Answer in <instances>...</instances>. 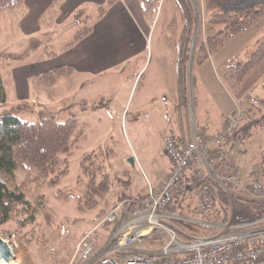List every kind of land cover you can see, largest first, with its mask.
Returning <instances> with one entry per match:
<instances>
[{
  "label": "rangeland",
  "instance_id": "374dc122",
  "mask_svg": "<svg viewBox=\"0 0 264 264\" xmlns=\"http://www.w3.org/2000/svg\"><path fill=\"white\" fill-rule=\"evenodd\" d=\"M192 1L196 9L195 30L198 36V31H203L204 28L203 2L202 0ZM59 4L57 2L54 7L42 12L38 9H28L26 15L20 20H17L10 11L0 13V53L3 54L0 71L7 94L6 103L0 105V112L24 104L25 109L18 114L21 119L36 121L39 116L49 114H53L59 121L75 119L76 132L82 130L86 135L85 141L72 150L69 176L59 187L66 193H70L71 197L67 200L58 199L55 196L58 189L48 187H43L29 195L34 205L35 197L42 196L44 206L34 214L36 228L31 225H25L23 228V232H28L27 241L25 238L23 241L24 245L20 246L19 242L17 245L13 242L12 244L7 239L15 252L13 264H69L71 262L80 264L83 262L82 259L79 260L80 248L83 246L81 241L86 235H90L86 237V242L91 239L95 242V258L109 252L111 248L109 240L114 224H104L102 219L98 222L96 217L99 210L81 212L77 208L75 195L79 194L81 185L79 186L76 182L81 170L82 157L92 151L103 150L112 172L120 175L125 183L127 181L126 186L130 192H140L146 184V178H152V169L166 163L160 151L164 146L166 135L170 132V125H173L177 118L176 102L170 88L169 98H165L164 107H162L164 97H160L162 102L159 105L157 102L155 104L148 102L142 110L137 109L143 99L149 100L159 94V91H154L155 94L151 91L150 86L154 84L149 83L148 80L154 65L163 63L159 61L160 57L164 58L167 73H171L175 65L176 53L167 43L169 39L175 43L178 41L183 24L178 7L173 0H162L157 13L153 12L149 15L151 16L148 22L150 30L144 51H134L133 46L128 48L122 45L109 46L116 53L130 52L134 56L119 63L111 61L105 65L106 67L95 63L96 67L92 68L91 63L90 70L87 68L88 63H80V60L74 56L71 62L77 65L74 67L73 75L60 80L53 87H45L35 83L33 78L60 65L69 66L66 57L60 56L59 39L62 40L65 36L71 35L74 40L76 32L83 27H92L97 31V24L101 19L99 18L100 8L108 11L110 7L108 1L97 4L87 2L79 9H60ZM102 28L104 31L103 26ZM122 32L124 37H121L124 40L130 39V34H133H129L126 29ZM263 38L264 18L249 30L236 37L225 39L224 44L212 56L214 64L219 67L229 60H246L247 53L255 49ZM78 42L80 40L73 45L68 44L74 46ZM124 44L129 43L124 41ZM11 54H20V56L14 57ZM149 56L153 58L151 68L146 72V67L140 73L133 87L134 77ZM261 65H264V61ZM197 67L198 65L195 66L196 69ZM263 69L264 66L258 72L261 76L254 80L243 96L250 94L252 99L264 100ZM84 88L91 89V93L83 96ZM223 91L214 87L213 102L209 96L207 98L203 95L197 96L196 90L198 97L194 106L196 115L201 113L207 120L222 118L223 114L230 115L236 109L237 93ZM253 104L255 101L251 102L250 108L255 109ZM256 105L264 107L262 104L256 103ZM235 149L237 150L235 163L241 172V178L240 184L231 187V193L228 195L257 199L251 188L252 181L247 175L249 165L257 161L261 149H264V130L252 133L247 139L237 143ZM123 172H128L129 176H123L121 174ZM122 188V192H126L125 187L122 186ZM189 200L192 201L194 198ZM113 203L115 204L110 202L109 208ZM124 204L125 202L119 204L120 210H125L129 214L131 208ZM190 206L191 209H189ZM116 207L118 206L114 208ZM179 208H181V215L184 216L181 218L189 220L196 218V215L190 212L192 202H182ZM215 212L217 215L218 209ZM47 215H49L50 224H48ZM197 216L199 220L205 219L204 215ZM229 218L228 224L234 225L235 221L231 214ZM217 224L225 225L220 222ZM9 226L12 228L13 225ZM219 229L221 230L220 227ZM220 230L218 233L221 232ZM142 246L158 249L161 246V240L151 235Z\"/></svg>",
  "mask_w": 264,
  "mask_h": 264
},
{
  "label": "trees",
  "instance_id": "16d2710c",
  "mask_svg": "<svg viewBox=\"0 0 264 264\" xmlns=\"http://www.w3.org/2000/svg\"><path fill=\"white\" fill-rule=\"evenodd\" d=\"M116 0H108L111 5ZM162 0H140L147 15L158 11ZM178 7L182 29L178 41L168 40L169 48L176 53V91L178 106L187 109L190 106V54L196 27V9L192 0H173ZM203 31H198L193 66L209 60L224 44L225 39L233 38L257 25L264 18V0H202ZM57 0L52 1L54 7ZM26 0H0V13L10 11L17 20L27 13ZM106 10L100 8L99 18ZM42 17H40V21ZM92 27H83L74 36L71 45L85 38ZM213 32V33H211ZM2 55L0 53V67ZM17 57L18 55L11 54ZM20 56V55H19ZM18 56V57H19ZM264 61V38L255 49L247 53L246 60H229L217 68V73L226 88L238 93L244 80ZM72 66H60L53 70L36 75L34 82L40 86L53 87L60 80L73 75ZM7 94L0 71V105L6 103ZM255 101V109L250 108ZM264 100L252 99L250 94L242 96L237 105L247 111V117L231 134L228 144L234 146L239 139H245L252 133L264 130ZM25 109L21 104L12 109L0 112V234L15 245L27 241L28 232H23L25 225L36 228L34 214L43 209L44 198L37 196L36 204L29 195L43 187L58 189V199L71 197L59 187L70 173V154L86 139L84 132H76V120L59 121L53 114L39 116L36 121H28L18 116ZM256 163L259 165L264 184V149H261ZM80 174L77 184L81 187L77 208L81 212L98 211V222L106 217L119 202L126 199L128 190L121 176L112 172L103 150L85 154L80 162ZM128 177V172H123ZM211 188L216 199L219 213L205 214V222L210 224H228L232 215L234 224L259 222L264 227V199H250L238 195H228L214 182ZM119 196V197H117ZM180 201V203H179ZM177 199L170 210L181 215ZM110 202L113 203L109 208ZM179 203V204H177ZM109 209V211H107ZM175 214V215H176ZM50 224L49 215L46 216ZM182 240L213 236L220 230L218 227L183 219L170 220ZM12 224V228H10ZM104 224H111L104 222ZM221 231V230H220ZM18 238L16 240V238ZM25 238V239H24ZM12 243V244H13Z\"/></svg>",
  "mask_w": 264,
  "mask_h": 264
},
{
  "label": "built area",
  "instance_id": "2783aa9c",
  "mask_svg": "<svg viewBox=\"0 0 264 264\" xmlns=\"http://www.w3.org/2000/svg\"><path fill=\"white\" fill-rule=\"evenodd\" d=\"M246 117L247 111L237 105L221 132L208 139L202 131H196L185 146H181L173 134H167L164 153L171 164L168 177L157 190L151 188L146 199L133 201L129 214L121 211V206L111 210L102 221L114 224L110 251L95 258V242H86V236L81 241L79 260L83 262L80 264H264V227L258 221L239 225L201 222L220 227L221 232L182 240L170 220L196 221L166 213L187 185H192L193 193L189 198H196L199 213H216V199L210 182L227 193H231V187L240 184L235 147L242 139L235 146H229L228 141ZM188 173L193 175L191 181L187 180ZM250 176L257 199H264L258 164L250 166ZM151 235L162 240V246L153 251L141 249L140 244Z\"/></svg>",
  "mask_w": 264,
  "mask_h": 264
},
{
  "label": "crops",
  "instance_id": "0c3cea01",
  "mask_svg": "<svg viewBox=\"0 0 264 264\" xmlns=\"http://www.w3.org/2000/svg\"><path fill=\"white\" fill-rule=\"evenodd\" d=\"M54 0H26V7L27 9H38L39 12L44 11L45 9H49L50 5ZM108 0H57L60 6V9H79L84 3L93 2V3H104ZM109 10L106 11L105 15L98 21V28L95 29L88 34L85 38L81 39L80 42L75 44L74 46H69L72 43L73 38L71 35L65 36L62 40L59 39L58 45H60V56L66 57L69 61V66L73 68L76 67L77 64H74L73 57L76 56L80 63H88L87 68L90 70V64L92 63L91 67L95 68V63L106 67L111 61H118L122 62L125 59H128L134 55L130 52H123L116 53V51L109 47V46H116L122 45L124 48H128L133 46L134 51H144L147 45V36L150 30V22L151 16L144 13V10L141 6L140 0H116L113 4L109 5ZM39 17V16H38ZM36 21L37 22V19ZM23 22V21H22ZM36 24V23H35ZM104 27V31L103 28ZM100 27V29H99ZM126 29L130 34V39L124 40L123 30ZM123 36V37H121ZM128 42L129 44L125 45L124 41ZM69 43V44H68ZM139 49V50H137ZM137 52V53H138ZM20 55V54H15ZM159 61H163V63H157L154 65L153 70L149 75V83H153L151 85V91L155 94L154 91H159V94L153 96L149 100L143 99L140 104H138L137 109L142 110L144 105L148 102L155 104L156 102L158 105L162 102L160 97L163 98V105L164 107L166 103V99H168V91L169 88L172 89V93L175 98L176 102V121L173 125H170V132L168 134H173L177 140L179 141L181 146L187 145L192 139L194 132L202 131V133L210 139L211 137L217 135L221 132L225 126L227 119L234 115L236 109L231 112L230 115L221 116L222 118H218L216 120L209 119L207 120L205 117H202V114L196 115V110L194 112V106L196 105L198 97L197 96H204L207 98L209 96L212 101L214 102V87L218 90L224 92L223 90H228L224 85L223 81L219 77L217 73L218 66L214 64L212 57L207 60L206 62L198 65L197 69L195 66L192 67L191 78L189 77L190 82V106L187 109L179 108L178 100H177V91H176V60L173 71L171 73H167L166 66L164 64V58L160 57ZM153 62V58L149 56V58L145 59L141 69L136 74L133 79V87L138 80L140 73L144 71L147 67L146 72L151 68ZM94 63V64H93ZM65 64V63H62ZM66 66V65H60ZM264 65H260V67L252 73L241 85L240 91L236 95V102L244 95L247 91L248 87L252 85L255 79L261 76V73H258L260 68ZM104 69V68H103ZM102 70V69H101ZM264 70V69H263ZM264 72H262L263 74ZM258 74V75H255ZM143 78V75H142ZM141 78V79H142ZM251 78V79H250ZM157 79L158 81H153ZM99 83V82H98ZM223 87V89H222ZM197 90V96H196ZM91 93V89L84 88L83 96L89 95ZM166 98V99H165ZM165 101V102H164ZM127 105V104H126ZM236 106V104H235ZM159 108H157L158 110ZM229 108H227L228 110ZM125 111V109H124ZM247 139V138H246ZM160 154L162 157L166 159V163L162 166H156V168L152 169V178H146V184L144 188L140 192H130L129 190L126 191V199L122 200L117 204H121L125 202L124 205H129V207L134 205L133 201H140L146 199L149 195L150 189H158L159 185L164 181L171 172V164L169 159L164 153V146L162 147ZM134 161V160H133ZM236 162V160H235ZM250 166L249 165V173L248 179H251L250 176ZM122 174V173H121ZM146 175V174H145ZM193 179L192 173H188L187 180L191 181ZM193 193L192 185H187L181 196L177 199L182 200V202L190 203L192 202V212L196 215V218H192L193 220L197 219L200 222H205L206 220H199L197 215H204L203 213H199L196 209L197 207V200L190 201L189 195ZM119 197V196H117ZM176 199V200H177ZM175 200V201H176ZM184 200V201H183ZM180 203V201H179ZM177 203V204H179ZM191 209V206L190 208ZM169 215H175L176 213H172L170 208L166 211ZM128 218V217H127ZM191 218V217H190ZM144 243L140 244V248L146 251H153L157 250L155 247L151 246H142ZM163 241L161 240V245ZM161 247V246H160ZM159 249V248H158Z\"/></svg>",
  "mask_w": 264,
  "mask_h": 264
},
{
  "label": "bare ground",
  "instance_id": "6f19581e",
  "mask_svg": "<svg viewBox=\"0 0 264 264\" xmlns=\"http://www.w3.org/2000/svg\"><path fill=\"white\" fill-rule=\"evenodd\" d=\"M5 243L0 242V264H13V261L15 260V252L10 244V242L4 238ZM7 246L11 249L13 256L9 259L4 257V253L6 252Z\"/></svg>",
  "mask_w": 264,
  "mask_h": 264
},
{
  "label": "water",
  "instance_id": "95a60500",
  "mask_svg": "<svg viewBox=\"0 0 264 264\" xmlns=\"http://www.w3.org/2000/svg\"><path fill=\"white\" fill-rule=\"evenodd\" d=\"M196 36H197V30H195V35H194V38H193V43H192V49H191V51H192V55H191V61H190V71H189V77L191 78V73H192V67H193V65H192V63H193V55H194V50H195V40H196ZM0 242H2V243H5V241H4V238L0 235ZM6 244V243H5ZM13 256V254H12V251H11V249L7 246V249H6V252L4 253V257L5 258H7V259H9V258H11Z\"/></svg>",
  "mask_w": 264,
  "mask_h": 264
}]
</instances>
